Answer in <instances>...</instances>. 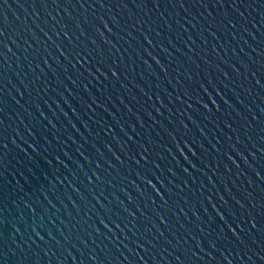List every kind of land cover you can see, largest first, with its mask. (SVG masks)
I'll return each mask as SVG.
<instances>
[{
  "label": "water",
  "instance_id": "95a60500",
  "mask_svg": "<svg viewBox=\"0 0 264 264\" xmlns=\"http://www.w3.org/2000/svg\"><path fill=\"white\" fill-rule=\"evenodd\" d=\"M0 31V264H264V0H0Z\"/></svg>",
  "mask_w": 264,
  "mask_h": 264
},
{
  "label": "snow or ice",
  "instance_id": "6c2138e0",
  "mask_svg": "<svg viewBox=\"0 0 264 264\" xmlns=\"http://www.w3.org/2000/svg\"><path fill=\"white\" fill-rule=\"evenodd\" d=\"M182 6V5H181ZM81 7H83V5H81ZM4 34L2 31H0V37H2ZM5 46V45H4ZM63 55V54H62ZM76 55H79V53H77ZM112 75L115 77L116 73L113 72ZM257 83L259 84V81H257ZM0 103H2V101H0ZM143 151H147L146 149H142ZM221 220H223V217H221ZM239 228V224L236 225ZM107 227V225H106ZM253 228H256V225L253 224L252 225ZM244 230L241 229V232H243ZM231 237L237 242V244H243L244 241L242 240V238L240 236H238L235 232H231ZM254 243V241H253Z\"/></svg>",
  "mask_w": 264,
  "mask_h": 264
}]
</instances>
